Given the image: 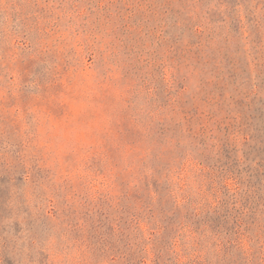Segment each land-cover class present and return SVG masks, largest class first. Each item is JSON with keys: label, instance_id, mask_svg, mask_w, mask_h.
<instances>
[{"label": "rangeland", "instance_id": "374dc122", "mask_svg": "<svg viewBox=\"0 0 264 264\" xmlns=\"http://www.w3.org/2000/svg\"><path fill=\"white\" fill-rule=\"evenodd\" d=\"M0 264H264V0H0Z\"/></svg>", "mask_w": 264, "mask_h": 264}]
</instances>
